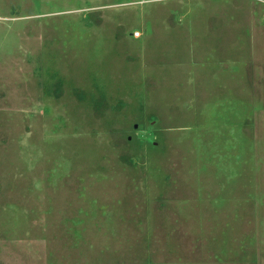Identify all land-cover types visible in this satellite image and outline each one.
<instances>
[{"label": "rangeland", "instance_id": "obj_1", "mask_svg": "<svg viewBox=\"0 0 264 264\" xmlns=\"http://www.w3.org/2000/svg\"><path fill=\"white\" fill-rule=\"evenodd\" d=\"M0 264H264V0H0Z\"/></svg>", "mask_w": 264, "mask_h": 264}, {"label": "built area", "instance_id": "obj_2", "mask_svg": "<svg viewBox=\"0 0 264 264\" xmlns=\"http://www.w3.org/2000/svg\"><path fill=\"white\" fill-rule=\"evenodd\" d=\"M138 36V34H135V37H137Z\"/></svg>", "mask_w": 264, "mask_h": 264}]
</instances>
